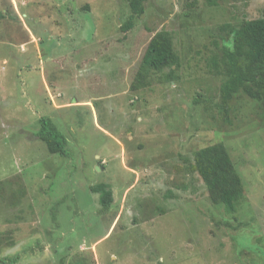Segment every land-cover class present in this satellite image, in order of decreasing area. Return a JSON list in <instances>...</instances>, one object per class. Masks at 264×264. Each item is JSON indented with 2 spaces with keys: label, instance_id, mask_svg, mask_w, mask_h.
<instances>
[{
  "label": "rangeland",
  "instance_id": "obj_1",
  "mask_svg": "<svg viewBox=\"0 0 264 264\" xmlns=\"http://www.w3.org/2000/svg\"><path fill=\"white\" fill-rule=\"evenodd\" d=\"M144 7L126 31L128 0H0V264H264V69L240 58L246 82L222 97L264 0ZM161 31L178 61L157 71L143 60ZM220 144L242 180L233 213L196 167Z\"/></svg>",
  "mask_w": 264,
  "mask_h": 264
},
{
  "label": "trees",
  "instance_id": "obj_2",
  "mask_svg": "<svg viewBox=\"0 0 264 264\" xmlns=\"http://www.w3.org/2000/svg\"><path fill=\"white\" fill-rule=\"evenodd\" d=\"M132 16L124 29L133 27L134 19L145 11L147 0H128ZM227 58L232 72L230 82L222 91L225 105L232 99L246 79L245 75L237 71L238 60L244 58L252 65L264 69V18L249 21L239 29L234 37V49L228 50ZM173 42L170 34L166 31L159 32L150 42L144 56V64L157 71H163L177 64ZM255 76L251 77L254 79ZM264 88V80L258 84ZM41 128L38 137L46 142L48 150L52 154L69 156L65 136L54 126L48 117L40 119ZM196 167L211 194L219 193L220 200L225 209L233 213L240 202L244 199L242 180L239 177L234 164L229 157L224 145H215L201 149L196 153ZM93 193L100 194L101 204L109 208L112 203V194L104 185L92 188Z\"/></svg>",
  "mask_w": 264,
  "mask_h": 264
}]
</instances>
